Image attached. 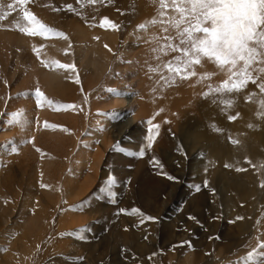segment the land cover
Segmentation results:
<instances>
[{
  "label": "rangeland",
  "instance_id": "374dc122",
  "mask_svg": "<svg viewBox=\"0 0 264 264\" xmlns=\"http://www.w3.org/2000/svg\"><path fill=\"white\" fill-rule=\"evenodd\" d=\"M11 2L0 0V6ZM69 4L74 11L67 10ZM26 7L66 36L59 25L70 22L113 31L99 26L107 17L117 25L118 43L108 70L90 85L78 64L66 63L75 70H68L74 91L65 101L22 84L21 72L29 66L24 53L19 60L0 58V264H239L250 253H257L252 264H262L264 192L255 224L250 216L241 226L222 198H235L221 182L232 164L225 161L223 175L204 178L213 165L201 163L208 151L195 142L206 113L215 112L228 115L223 143L236 146L234 128L245 117L243 105L264 95L260 80L239 91L237 107L222 103L229 94L209 92L227 77L207 59L195 66L197 75L166 83L163 65L179 53L153 51L166 43L164 36L175 35L174 29L165 33L159 23H150L159 18L154 0H31ZM18 9L0 26L32 41L40 67L57 66L52 46L61 38L19 31ZM206 73L213 75L201 79ZM37 89L44 94L39 104ZM132 98L146 103L144 113L128 108ZM22 102L35 110L27 125L17 111ZM91 129L103 140L90 139ZM210 140L203 135V142ZM242 162L244 170L251 169L248 159ZM263 169L264 162L254 174ZM245 202L250 201L240 206L246 208Z\"/></svg>",
  "mask_w": 264,
  "mask_h": 264
},
{
  "label": "bare ground",
  "instance_id": "6f19581e",
  "mask_svg": "<svg viewBox=\"0 0 264 264\" xmlns=\"http://www.w3.org/2000/svg\"><path fill=\"white\" fill-rule=\"evenodd\" d=\"M80 23L70 22L67 23V25L65 23L59 25V28H63L62 30L68 35V39L64 40L61 38L52 48H55L53 52L54 57L59 63L66 64L74 62L78 64L86 84L90 85L98 81L110 67L111 55L116 49V43H118L117 33L113 32V29V31H111L109 29H99L97 27L92 28V26L86 24L87 22L85 24ZM71 40L73 42H71ZM105 45H107V47H105ZM109 49H111V51H109ZM123 51L121 52L122 54ZM23 53L27 55L29 59L27 70L20 71L23 85L26 87L37 86L45 93L64 99L63 101H65L69 95L73 96L74 84H70V74L68 70L61 69L58 65L51 66L48 70L43 69L33 55L32 41L28 40L24 35L9 30L7 27L0 26V58H10L13 56V58L19 60V57H21ZM137 61L138 60H136V62ZM238 93L239 92L230 93V96L226 98L232 100V106L234 107H237L239 104L237 102ZM261 99H264V95H257L251 102L243 105L242 110L245 113V117L241 125L234 128V132L238 134L235 135L238 141L236 146L223 143V138L227 129L226 121L228 118V115L225 113L217 114L215 112H207L204 118L203 134L195 138V142L203 146L202 150L208 151L206 153V158H204L201 163H203L204 166L213 165L212 171L205 170L203 172L204 178L212 180L214 174L216 175L219 173L223 175L224 162L229 161L232 164L231 173L226 175L225 181L222 179L221 182H223L227 189H231L235 192V198L227 194L226 199L224 197L222 198L224 199L225 206L228 205L227 207L234 209L237 212V218H242L237 219L241 226H247V219L250 216L254 222L252 225L255 224L259 214L258 205L262 201H260L261 197L259 194L262 193V191L264 192V186H262L264 185V169L262 173L254 174V169L261 170L262 163L264 162V109L260 106ZM74 100L75 97L72 99V102H75ZM127 104L128 108H137V110L144 113L146 103H144L143 100L140 101L138 98H132ZM17 111L23 119V125L29 124L35 112L32 106L26 105L23 102L20 103V108H18ZM71 121L76 123V117L71 116ZM132 121L134 122L135 120L132 119ZM182 127L181 125V128ZM89 132L90 135L88 137L92 140L96 141L103 138V136L94 129H91ZM203 135L211 136V140L209 142H203ZM244 159L249 160L247 166L251 169L237 171L238 168H246L244 166L245 164L242 162ZM198 170L201 172L200 167ZM214 181L217 183L219 180H217L216 177ZM245 199L250 202H245V204L249 205H247V207L245 205L246 208H243L244 205L241 207L240 204ZM1 219L2 223L8 222L6 216H2Z\"/></svg>",
  "mask_w": 264,
  "mask_h": 264
},
{
  "label": "snow or ice",
  "instance_id": "6c2138e0",
  "mask_svg": "<svg viewBox=\"0 0 264 264\" xmlns=\"http://www.w3.org/2000/svg\"><path fill=\"white\" fill-rule=\"evenodd\" d=\"M30 2L31 0H13L6 6H0V8L6 7L7 9V11L0 10V20L7 17L10 12L17 11V6H19L18 10L22 13L16 22L19 31L28 36H40L44 39L56 37L67 40L68 37L64 33L49 28L27 9L26 5ZM90 2L97 3L99 0H90ZM154 2L159 5V18L150 23H159L165 33L174 29L175 35L164 36L163 40L166 43L153 51L165 54L169 51L179 53L163 65V69L169 73L167 77H161L166 83L173 82L177 77L184 80L197 75L195 66L201 65V61L207 59L227 77L217 87L209 86L210 93L216 92L224 95L239 92L247 86L249 81L256 83L257 80H260L258 84L260 92L264 93V78H262L264 77V0H154ZM65 7L69 11H74L71 4ZM21 21L27 23L23 24ZM99 26L118 30L117 25L107 17L103 18ZM139 28L145 30L147 25H140ZM152 39L157 38L152 37ZM173 41H178V43H173ZM34 51L37 50L34 49ZM41 63L44 67H49L48 63L44 61ZM55 63L61 69L75 70L74 65L58 61ZM161 70V68L149 69V71ZM212 75L213 73H206L201 76V79L210 78ZM205 95L207 96L208 93ZM35 96L39 104L44 94L37 89ZM248 99L251 100V96ZM48 103L51 104V101ZM222 103L230 107L232 100L224 99ZM260 106L264 109V99L260 100ZM73 107L75 106H63L64 109ZM229 119L233 120L235 117H229ZM148 123L151 124V121ZM156 127L158 128V125ZM147 139L148 146L151 147L152 136L149 135ZM232 143L235 144L238 141L233 140ZM243 170L237 169V171ZM149 219L153 218L149 217ZM260 248L264 249V243H261ZM256 255L257 253H250L239 264H252ZM259 255L264 257V252Z\"/></svg>",
  "mask_w": 264,
  "mask_h": 264
}]
</instances>
